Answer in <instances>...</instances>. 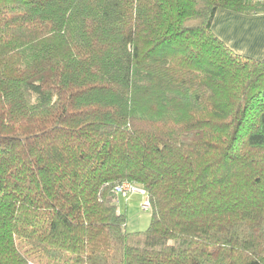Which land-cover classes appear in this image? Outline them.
<instances>
[{
    "label": "trees",
    "instance_id": "1",
    "mask_svg": "<svg viewBox=\"0 0 264 264\" xmlns=\"http://www.w3.org/2000/svg\"><path fill=\"white\" fill-rule=\"evenodd\" d=\"M219 9L264 0H0V264H264V57Z\"/></svg>",
    "mask_w": 264,
    "mask_h": 264
},
{
    "label": "crops",
    "instance_id": "2",
    "mask_svg": "<svg viewBox=\"0 0 264 264\" xmlns=\"http://www.w3.org/2000/svg\"><path fill=\"white\" fill-rule=\"evenodd\" d=\"M212 27L234 51L255 58L264 57V12L247 15L219 9Z\"/></svg>",
    "mask_w": 264,
    "mask_h": 264
},
{
    "label": "rangeland",
    "instance_id": "3",
    "mask_svg": "<svg viewBox=\"0 0 264 264\" xmlns=\"http://www.w3.org/2000/svg\"><path fill=\"white\" fill-rule=\"evenodd\" d=\"M118 209L125 214V228L128 231L146 230L151 223V209L143 207L145 195L139 190L128 193L127 198L118 195Z\"/></svg>",
    "mask_w": 264,
    "mask_h": 264
},
{
    "label": "built area",
    "instance_id": "4",
    "mask_svg": "<svg viewBox=\"0 0 264 264\" xmlns=\"http://www.w3.org/2000/svg\"><path fill=\"white\" fill-rule=\"evenodd\" d=\"M134 190H139L141 193H143L145 195V199L143 201V207L144 208H150V202H149V198L147 196V193L144 189L140 188L139 186H137L136 184L132 183V182H121L119 185L116 186L115 188V192L117 195V201L119 202V197L118 195H122L123 197L128 196V193Z\"/></svg>",
    "mask_w": 264,
    "mask_h": 264
}]
</instances>
